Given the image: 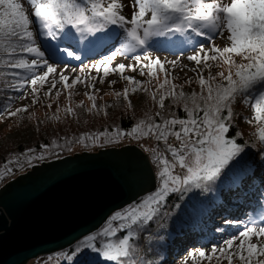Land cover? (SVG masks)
<instances>
[{
	"label": "snow or ice",
	"instance_id": "snow-or-ice-1",
	"mask_svg": "<svg viewBox=\"0 0 264 264\" xmlns=\"http://www.w3.org/2000/svg\"><path fill=\"white\" fill-rule=\"evenodd\" d=\"M27 3L32 9V19L18 0H0V68L9 70L7 73L0 72V76L7 74L14 79L19 78L15 85H8L12 88L22 89L24 83L30 84L33 103L39 101V90L46 84L50 83L51 87L45 96L51 97L58 84L67 90L79 83L90 89L85 92V96L93 102L88 111L96 110V96L91 91L95 89L94 83L88 84L80 76L69 83V77L63 71L59 73V79L53 77L49 81V76L57 73V65L68 62L67 58L81 60L72 48V41L77 44L87 41L85 47L89 51L107 49L108 55L91 66L98 75L102 71L99 82L103 83L110 71L118 73L132 85L131 93L149 90L141 87L142 81L124 75L126 69L135 72L136 65L120 63L110 69L118 55L136 61L141 76L145 74L144 69H149L148 74L155 77L156 66L160 71L166 70L164 62L159 57L152 58L147 51L151 46L149 41L169 36L188 38L191 33L208 42L209 47L205 48L197 41L196 53L187 57L197 65L191 70L197 72L199 69V93L193 91L190 95L186 94L182 86L171 83L166 72L165 80L157 88L159 97L156 92L150 93L152 101L160 109L155 116L146 114L127 132L122 129L107 130L85 133L75 140H66L64 144L53 141L51 150L44 145L43 152L26 157L28 163L43 161L48 156L59 158L56 150L71 151L72 143L88 147L86 142L90 141L92 145L104 147L119 143L125 135L137 141L154 139V146L141 144L155 166L154 191L114 212L101 229L79 240L71 254H58L71 262L88 250L110 264H136L133 259L134 239L160 214L172 194H184L193 189L207 190L221 176L233 183L242 178L245 145L237 142L235 135L239 133L229 135L234 125L233 106L238 100L254 109L256 135L259 141L264 142V0H131L133 11L130 18L122 14L126 5L121 0H27ZM33 21L38 22L40 35L49 40L63 39L69 42L68 45H51L46 56L31 28ZM113 27L120 31H113ZM225 31L228 32L226 39L230 41V46H216L215 38L223 37ZM187 43L191 44L192 39L188 38ZM234 56L240 57L243 62L237 63ZM52 57L58 59L50 63ZM210 61L216 62L217 66L228 65L227 73L219 71L213 75L209 72L205 78L203 72L212 67ZM166 63L171 64L173 69L179 65L175 60ZM183 67L187 68V65ZM115 83L111 81L110 86ZM178 87L180 91L176 90ZM129 92V87H125L123 93L116 95H123L128 100ZM60 94L61 90L57 89L55 95L58 97ZM169 97L171 104L168 108H182L184 117L171 110L165 114V100ZM128 106L131 107L130 101ZM21 111H27V108L8 111L7 114L16 116ZM65 111L74 114L71 107ZM248 122L251 124L253 120ZM29 151L35 153V150ZM11 173L12 169L6 165L4 170H0V179ZM196 254L207 264L213 261L216 264H223L224 261L234 264V260L240 264H264V213L250 216L244 228L224 239L222 246H213L207 253L198 249ZM95 259L85 254L83 264H95Z\"/></svg>",
	"mask_w": 264,
	"mask_h": 264
},
{
	"label": "trees",
	"instance_id": "trees-1",
	"mask_svg": "<svg viewBox=\"0 0 264 264\" xmlns=\"http://www.w3.org/2000/svg\"><path fill=\"white\" fill-rule=\"evenodd\" d=\"M18 2L22 3L21 0ZM25 11L32 19L31 13L27 9ZM31 28L36 33L37 43L41 47L43 38L39 34L38 22L33 21ZM233 58L237 63L243 62L240 57L234 56ZM209 63L212 67L204 69L205 78L208 77L209 72L213 75L219 71L227 73L228 65L217 66V63L212 61ZM200 67L202 68L203 65ZM8 71V69L0 68V72L7 73ZM149 71V69H144L145 74L142 76L141 85L142 88H147L148 92L131 93V86L119 75L120 79L116 78L114 80L116 83L111 86L103 83L95 84V89L91 91L96 96L97 107L91 112L88 109L92 107L93 102L85 96V92L90 89L84 84L77 83L67 90H63L62 85L58 84L57 89L61 90L58 97L55 95L57 89L53 90L51 97L45 96L51 87L50 83L46 84L39 90V101L33 103L30 84L24 83L22 89L12 88L8 85L10 83L15 85L19 78L14 79L7 74L0 76V170H4L7 165L14 171L17 169L15 167L17 162L27 161V156L43 152L42 146L48 145L51 150L53 141L64 144L66 140H75L85 133H99L107 130L122 129L127 132L137 121L144 119L146 114L155 116L160 109L152 101L150 93L156 92L159 97L160 92L157 88L165 80L166 71L156 72L155 77L150 76ZM198 72L199 69L184 77L167 74L171 83L182 86V90L190 95L193 91L200 92L197 82ZM110 73L104 77L106 80L109 79ZM53 75L49 76V81L53 79ZM77 76L86 79L88 84L92 83L82 75ZM75 77L69 78V83ZM188 80L192 82L186 83ZM125 87L130 89L128 100H125L123 95L119 97L116 95L123 93ZM176 90L181 89L178 87ZM128 101L131 102V107L128 106ZM170 104L171 98L169 97L165 104V114L171 110L176 111L181 118L185 116L182 108L169 109ZM25 107L27 111H21L16 116L7 114L8 111L15 112ZM68 107L74 110V114L65 111ZM233 107L234 125L229 135L239 133L235 135V138L238 143L245 145V151L242 154L244 161L242 178L233 183L221 176V179L212 183L207 190L193 189L184 194H172L161 208L160 214L141 229L134 239L133 259L136 264H207V261L202 260L196 254V250L204 249L207 253L213 246H222L224 239L231 237L233 231L240 229L245 219L241 213L245 211V205L251 202V197L256 202L264 199V142L259 141L256 135L257 124L254 120V109L240 100ZM249 120H253V123L250 124ZM127 139L130 137L125 135L119 143L104 147L121 146ZM86 143L88 147L84 144L72 143L71 151L59 149L56 151L59 158H62L76 152H93L101 148L99 144L92 145L90 141ZM155 143L156 141L152 146ZM30 149L35 150V153L30 152ZM53 159L58 158L48 156L43 161L33 160L28 165L30 168L34 164ZM104 225L105 223L99 229ZM77 242L63 251L71 254ZM86 254L93 257L98 256L88 250ZM68 264H83V258L78 262ZM95 264L110 263L96 258ZM212 264L216 262L213 261ZM223 264L227 262L224 261ZM234 264H240V262L234 260Z\"/></svg>",
	"mask_w": 264,
	"mask_h": 264
},
{
	"label": "water",
	"instance_id": "water-1",
	"mask_svg": "<svg viewBox=\"0 0 264 264\" xmlns=\"http://www.w3.org/2000/svg\"><path fill=\"white\" fill-rule=\"evenodd\" d=\"M149 155L136 145L35 165L0 189V264L65 250L112 213L154 191Z\"/></svg>",
	"mask_w": 264,
	"mask_h": 264
},
{
	"label": "rangeland",
	"instance_id": "rangeland-1",
	"mask_svg": "<svg viewBox=\"0 0 264 264\" xmlns=\"http://www.w3.org/2000/svg\"><path fill=\"white\" fill-rule=\"evenodd\" d=\"M21 1L23 3V6L25 7V9H27L32 15V9H31L30 5L27 3V0H21ZM121 2L124 5H126V7H124L122 9V14L126 16L127 14L132 13L133 8H132L131 0H121ZM225 2H230V0H225ZM189 36H191V37H188V38L192 39V43L191 44H188L187 43V38L183 37V38H181V41H185V42H183L182 47L181 46H173V44H174L172 42L173 38H170V39L167 38V39H164V41H163V42H166L164 44V46H163V43H162V44H159V48L158 49H150L151 47H149L147 51L151 54L152 58L159 57L161 62H164V67H165V70H166V72L168 74L174 75V76L176 75V76H180V77L191 75V74L194 73L191 69L197 68V65L195 64V62L189 61L187 59V57L189 55H193V54L196 53V51H197L196 42L197 41H200L201 43H203L205 48H208L209 45H208V42L203 37H195V36H192L190 33H189ZM227 36H228V32L225 31L224 34H223V37H216L215 40H214L215 45L219 46L221 48H223L225 46H230V41H228L226 39ZM41 37L43 38V41H44L42 43V45H41V49L46 52V56H47V55H49L50 45H56L58 43L55 40H49L47 37H45L43 35H41ZM160 39H162V37L154 38L153 40L149 41V43H153L154 41H156V42L159 41L160 42L161 41ZM170 43H173V44H170ZM86 44H87V41H81L79 44H77V45H79L81 47L79 49V51L76 50L80 56L83 55L84 49H86V47H85ZM178 45H180V44H178ZM74 47H75V45H74ZM166 47H170V49L172 47V49H174L175 51L170 53V52L163 51L161 49V48H166ZM75 49H77V48L75 47ZM103 55H108V51L106 53H104ZM103 55L98 54L97 56H95L93 58L90 57V56H86L84 59L81 58V60H76V59H73V58H67L68 62L60 63V64L57 65V73L54 74L52 77H55L56 79H59V73H61L63 71V74L68 76L69 78H73V77H75L77 75H82L83 77H85L88 80H90L92 83L97 84V85H101L102 83H100L99 80H100V77L103 75L102 71L98 75L96 69L91 67V66L94 65L98 60L102 59L104 57ZM56 60H57V58L53 57V58L50 59V63L54 62ZM169 60L170 61H173V60L178 61L179 64L187 65V68L176 67L175 69H173V68H171L169 66V63H166V61H169ZM120 63H123L125 65H136V69L137 70L135 72L132 71L131 69H126V71L124 72V75H128L130 77H135L136 80L142 81V76L140 75V66L137 64L136 61L132 60L130 57L129 58H125V57H122V56L118 55L113 60L112 65H110V66L113 68V67H115L116 65H118ZM145 63H147V61H145ZM72 69H75V71L73 72ZM155 71L156 72H160L159 66H156ZM118 75H119L118 73L111 72L108 80H106L104 78L103 84H106V86H107V85L110 84L111 81L116 80V78L120 79L119 78L120 75L119 76ZM93 77H95L96 79L93 80L92 79ZM130 86L132 87V85H130ZM140 92L141 91H137V93H140ZM167 102H168V98L165 100V104ZM154 141L155 140L151 139V138L142 139V140H139V141L133 140V139L130 138V139L125 140L123 142V144H121V146L137 145V146L141 147V144H144V145H146L148 147H151L152 144L154 143ZM112 147H115V146H112ZM103 148H106V147H103ZM94 151H97V149L94 150ZM147 154L149 155V153H147ZM149 158L151 160L150 155H149ZM28 164L29 163L27 161L19 162V163L17 162L15 164V167L17 169L12 171L11 174L5 175L2 178V180L0 179V185H1V182H5V181L8 182L10 180H13L16 177H18L20 174L25 173L26 171L30 170ZM262 213H264V210L262 208H259V207H258V209H256V211H252V212L247 213V215L245 216L244 222H242V225H241L240 229H238V231L242 230L244 228V225L247 223L248 218L250 216L256 217V216H259ZM238 231H233L232 235L237 234ZM253 240L255 241V238H253ZM58 252H60V253H56L55 252V254L54 253H49V254L41 255V256H39V257H37L35 259L29 260L27 262V264H68V263H74V262H78L79 260H81L85 256L87 250H85L84 252H81L79 255H77L74 258V260L71 261V262L67 261L66 259H64L63 255H58V254L66 253L65 251L62 250V252L61 251H58ZM49 257H52V259L49 260L48 259ZM96 258H100V260H102L103 262H107V261L104 260L103 257L97 256ZM108 263H110V262H108Z\"/></svg>",
	"mask_w": 264,
	"mask_h": 264
},
{
	"label": "bare ground",
	"instance_id": "bare-ground-1",
	"mask_svg": "<svg viewBox=\"0 0 264 264\" xmlns=\"http://www.w3.org/2000/svg\"><path fill=\"white\" fill-rule=\"evenodd\" d=\"M131 14L132 13H130V14H127L126 15V17H128V18H130L131 17ZM113 31H116V32H119L120 30L118 29V28H116V27H113V29H112ZM191 34V33H190ZM192 36H194V34H191ZM189 37H191V36H189ZM51 46V45H50ZM163 51H166V52H170L171 50H169V47H166V48H163L162 49ZM99 51H104V49H102V50H97V51H89L88 50V54H91V53H95V52H99ZM55 58H57V57H55ZM58 59V58H57ZM170 61V60H169ZM183 65L184 64H179L177 67H183ZM169 66L172 68V66H171V64H169Z\"/></svg>",
	"mask_w": 264,
	"mask_h": 264
}]
</instances>
